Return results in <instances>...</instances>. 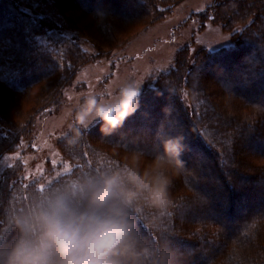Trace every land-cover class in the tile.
<instances>
[{"label": "trees", "instance_id": "obj_1", "mask_svg": "<svg viewBox=\"0 0 264 264\" xmlns=\"http://www.w3.org/2000/svg\"><path fill=\"white\" fill-rule=\"evenodd\" d=\"M181 1L0 0V23L14 26L9 33L0 27V158L32 134L36 117L59 104L82 65L102 56L89 55L67 35L65 27L73 24L56 15L91 16L112 46L116 24L149 25ZM197 15L227 30L255 18L233 34L235 46L201 51L193 65L184 51L171 71L141 92L137 111L113 132L123 137L105 136L99 122L78 130L81 136L69 145L77 129L70 132L59 150L73 169L52 185L26 184L20 162L8 168L0 178V241L11 238L14 218L32 207L37 193L74 175L123 168L150 180L163 170L171 181L170 203L162 210L141 203L137 264H264V0H215ZM37 86L39 94L24 107ZM167 111L172 118L165 120ZM140 130L149 133L148 144L140 143ZM177 137L184 146L182 167L157 168L163 142ZM222 219L236 221V230Z\"/></svg>", "mask_w": 264, "mask_h": 264}, {"label": "clouds", "instance_id": "obj_2", "mask_svg": "<svg viewBox=\"0 0 264 264\" xmlns=\"http://www.w3.org/2000/svg\"><path fill=\"white\" fill-rule=\"evenodd\" d=\"M141 84L131 82L111 100L90 95L79 107V127L102 122L111 135L138 108ZM81 136L75 131L69 145ZM156 166L182 167V138L167 139ZM171 181L165 171L149 180L123 168H105L74 175L37 193L32 207L13 220L11 238L0 241V264H137L141 203L162 210L170 203Z\"/></svg>", "mask_w": 264, "mask_h": 264}, {"label": "rangeland", "instance_id": "obj_3", "mask_svg": "<svg viewBox=\"0 0 264 264\" xmlns=\"http://www.w3.org/2000/svg\"><path fill=\"white\" fill-rule=\"evenodd\" d=\"M214 1L182 0L164 18L153 20L149 25L116 24L117 30L112 32L113 35L110 37L117 41L113 42L112 46L104 41L94 27L91 16L74 11H65L64 15L58 16L54 13L55 8L51 6L53 9L49 8V15L55 14L56 21L66 23L69 20L73 24L72 27H65L70 38L74 37L77 44L89 55H98L100 52L102 56L84 63L71 84L65 88L59 104L36 117L32 134L22 138L16 150L5 153L0 158V178L8 168L20 162L22 165L20 177L26 184L38 183L41 188L52 185L73 169V166L63 159L59 143L70 132L76 129L83 130L79 127L77 112L88 96L96 95L98 99L111 100L121 87L131 82L142 83L141 94L147 86H153L161 75L171 71L184 51L189 50V54L186 55L189 64L193 65V59L201 51L216 52L235 46L237 41L233 34L241 33L250 22H253L255 16L252 15L251 19L249 15L244 22L235 25L233 30L224 29L220 23L210 19L202 23L197 14L204 12ZM0 27L5 28L8 33L14 28L7 22L0 23ZM250 49L252 48H248ZM252 51L254 52L253 49ZM244 65L248 67L251 63L246 61ZM200 72L204 73L203 70ZM40 90L38 86L33 88L27 98L28 103L23 101V106H30V99L37 96ZM171 102L173 101L169 100L168 104H172ZM169 111L165 113V120L167 117L172 118V112L168 113ZM98 123L94 122L88 130L95 128ZM140 133L142 134L140 143L148 144L146 139L149 133L143 130ZM113 134L112 137H123L120 134ZM254 150L259 152L260 149ZM192 152L201 154L196 150ZM202 156L207 160L206 155ZM225 220L222 219V222L228 223L235 231L237 222ZM167 261L174 263L172 257H168Z\"/></svg>", "mask_w": 264, "mask_h": 264}]
</instances>
